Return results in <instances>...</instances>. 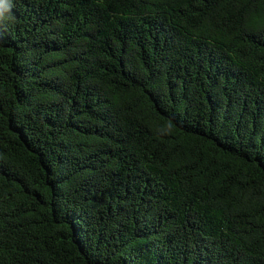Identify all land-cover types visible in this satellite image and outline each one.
Masks as SVG:
<instances>
[{"label": "trees", "instance_id": "obj_1", "mask_svg": "<svg viewBox=\"0 0 264 264\" xmlns=\"http://www.w3.org/2000/svg\"><path fill=\"white\" fill-rule=\"evenodd\" d=\"M0 264H264V0H10Z\"/></svg>", "mask_w": 264, "mask_h": 264}, {"label": "clouds", "instance_id": "obj_2", "mask_svg": "<svg viewBox=\"0 0 264 264\" xmlns=\"http://www.w3.org/2000/svg\"><path fill=\"white\" fill-rule=\"evenodd\" d=\"M10 0H0V22H7L10 17Z\"/></svg>", "mask_w": 264, "mask_h": 264}]
</instances>
